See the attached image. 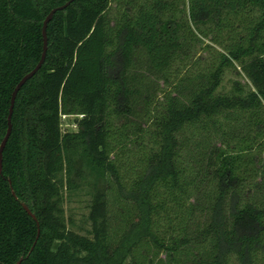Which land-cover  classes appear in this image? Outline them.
Here are the masks:
<instances>
[{"label": "trees", "instance_id": "16d2710c", "mask_svg": "<svg viewBox=\"0 0 264 264\" xmlns=\"http://www.w3.org/2000/svg\"><path fill=\"white\" fill-rule=\"evenodd\" d=\"M66 1L0 0V142L12 91L40 59L43 20ZM46 37L2 151L0 264H228L231 255L264 264V0H72ZM200 37L221 49L151 109V88L132 72L137 52L167 82ZM229 69L246 83L221 92ZM232 113L244 132L206 152L186 149L185 166L184 132L208 136ZM62 115H80L77 129L63 130ZM196 181L209 186V203L194 231ZM86 184L90 229L81 234L67 225L63 191ZM245 185L261 192L258 202H242Z\"/></svg>", "mask_w": 264, "mask_h": 264}, {"label": "rangeland", "instance_id": "374dc122", "mask_svg": "<svg viewBox=\"0 0 264 264\" xmlns=\"http://www.w3.org/2000/svg\"><path fill=\"white\" fill-rule=\"evenodd\" d=\"M183 6V4H180ZM114 4L111 3V7H113ZM112 15V14H111ZM185 15V14H184ZM186 16V15H185ZM184 17V16H183ZM192 28H195L192 25ZM221 37H219V40L223 42V44L228 41V34L225 30H223L220 33ZM206 44H210V48H205ZM221 49V46H219L216 43H212L209 40V37L204 38L200 37V39L197 41H194L192 44V47L189 52V56L187 58H181L176 59L172 67L168 73V81L164 82L160 77L153 75L151 73L146 72L145 70V60L146 57L142 52H137L135 56V61L137 63L135 64L134 70L132 72H135L136 74H143L144 81L151 88V100L152 103L150 105L151 109H154L155 107L159 106V102L162 101V91L164 90H173V84L177 83L178 78H181L187 74L190 75V73L197 72L199 70H202L201 68L205 67L211 58L215 55V50ZM142 67H141V66ZM141 67V68H140ZM233 80H239L242 84L246 83V78L243 76H239L234 69H229L225 71L221 85L218 87V90L221 92H229L231 89V84ZM79 115L76 117V115H65L61 116V128L63 130H76L77 126L75 124V118H80ZM218 125H220L219 129L217 124L212 125L209 124V135L207 134H200L199 136L193 135L191 129H187V131L184 132L185 138H182V140L187 143L184 146V150L181 156V160L183 164L186 166L187 163V157H186V149L194 151L195 145L197 144H203L204 149L201 147L200 152L203 150V152H206L205 147L209 145L213 146H220L222 142L228 141L229 143L233 144L234 139H236L238 136H240L241 133L244 131L240 129L241 126V119H236L234 114H230L227 119H222V117H217L216 119ZM115 125L119 123L118 120L114 121ZM147 126V125H145ZM147 129H151L150 125L146 127ZM222 129V130H221ZM152 140H150L147 136L144 137L143 142L144 144L150 143ZM131 146H135L134 143L131 144ZM199 146V145H198ZM201 146V145H200ZM222 146V145H221ZM206 157V156H205ZM134 159V157H132ZM131 158V160H133ZM202 159V157H201ZM190 161V160H189ZM205 161V160H204ZM199 182V181H198ZM193 185L198 186L197 190L194 189L192 198L190 202L195 204V214H194V222L191 223V230L197 231L196 229L200 230V228L203 226V224L208 219V208L207 205L209 203V198H207L206 192L209 190V186H206V182L197 183L194 182ZM250 190L247 191L246 185L243 186V188L239 191L240 197L242 202H245L246 200H258L261 196V192L258 190H253V188H249ZM91 186L89 184L83 185L77 190L74 191H67L64 190V201H63V207L65 211V217L67 219V225L70 229L79 232L81 234H86L87 230L90 229V221L88 220V212H89V203L91 199ZM254 200V201H256ZM258 202V201H256ZM116 209V208H115ZM160 257L164 258V253L160 254ZM228 264H237L234 255H231L229 257V263Z\"/></svg>", "mask_w": 264, "mask_h": 264}, {"label": "water", "instance_id": "95a60500", "mask_svg": "<svg viewBox=\"0 0 264 264\" xmlns=\"http://www.w3.org/2000/svg\"><path fill=\"white\" fill-rule=\"evenodd\" d=\"M72 0H67L64 4L60 5V6H56L54 8H52L48 14L46 15V17L43 20V25H42V38H43V46H42V52H41V56L40 59L38 60V62L36 63V65L26 74H24L22 76V78L17 82V84L15 85L12 94H11V98H10V106H9V111H8V116H7V129L5 132L4 137L2 138L1 142H0V171H1V167H2V151L3 148L8 140V137L10 135L11 132V115H12V111H13V106H14V101H15V97L16 94L18 92V90L21 88V86L26 82L27 79L31 78L35 72L40 68L41 64L44 61L45 55H46V50H47V37H46V26L47 23L49 22V20L51 19L52 15L54 14L55 11H57L58 9H63L65 6H67ZM10 183V181H9ZM11 187V185H10ZM11 192L12 194H14L12 188H11ZM23 208L26 210V212L34 219L36 220L35 215L30 211V209L27 207L26 204L22 203ZM38 226V223H36ZM39 233V229L37 227V234ZM21 258L16 262V264H18L20 262Z\"/></svg>", "mask_w": 264, "mask_h": 264}, {"label": "built area", "instance_id": "2783aa9c", "mask_svg": "<svg viewBox=\"0 0 264 264\" xmlns=\"http://www.w3.org/2000/svg\"><path fill=\"white\" fill-rule=\"evenodd\" d=\"M62 116H65V115H62Z\"/></svg>", "mask_w": 264, "mask_h": 264}]
</instances>
